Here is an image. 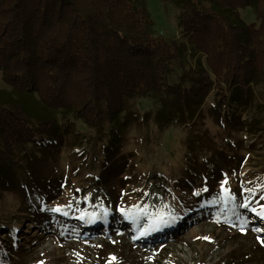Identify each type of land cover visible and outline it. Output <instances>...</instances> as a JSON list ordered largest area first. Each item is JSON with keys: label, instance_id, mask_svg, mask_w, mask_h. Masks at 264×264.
Instances as JSON below:
<instances>
[{"label": "trees", "instance_id": "trees-1", "mask_svg": "<svg viewBox=\"0 0 264 264\" xmlns=\"http://www.w3.org/2000/svg\"><path fill=\"white\" fill-rule=\"evenodd\" d=\"M169 1L182 40L158 34L142 0H0V186L22 183L45 161L54 165L64 135L89 172L124 157L125 132L136 122L149 132L195 124L205 102L220 124L231 111H247L258 119L241 130H263L264 0ZM132 97L149 98L151 108L132 113ZM205 202L217 205L199 199L192 219ZM110 215L105 226L135 241L157 243L175 232L165 221L150 233L156 223L140 229L134 218ZM95 224L71 230L85 237L99 230Z\"/></svg>", "mask_w": 264, "mask_h": 264}, {"label": "rangeland", "instance_id": "rangeland-1", "mask_svg": "<svg viewBox=\"0 0 264 264\" xmlns=\"http://www.w3.org/2000/svg\"><path fill=\"white\" fill-rule=\"evenodd\" d=\"M142 1L158 34L182 40L176 5ZM246 15L254 21L250 10ZM4 88L0 75V98ZM128 106L142 115L152 101L132 97ZM231 113L220 124L205 102L195 124L149 132L136 122L125 132L124 157L89 172L71 135H64L54 165L45 161L22 183L0 186V264H264V220L257 215L264 212V128L245 132L241 123L256 114ZM214 198L217 205L205 202L192 219L194 202ZM111 213L134 218L140 229L156 223L150 233L164 221L175 232L157 243L135 241L132 232L105 226ZM92 223L100 228L85 237L71 230Z\"/></svg>", "mask_w": 264, "mask_h": 264}, {"label": "snow or ice", "instance_id": "snow-or-ice-1", "mask_svg": "<svg viewBox=\"0 0 264 264\" xmlns=\"http://www.w3.org/2000/svg\"><path fill=\"white\" fill-rule=\"evenodd\" d=\"M225 191L227 192V190H225ZM242 206L245 207V208L248 207L247 204H243ZM52 211L59 212L60 209H59V208H55V209H52ZM65 215H67V213H65ZM257 215L261 218V220H264V212L257 213ZM253 230H254V231H260L261 229H259V228H254Z\"/></svg>", "mask_w": 264, "mask_h": 264}]
</instances>
